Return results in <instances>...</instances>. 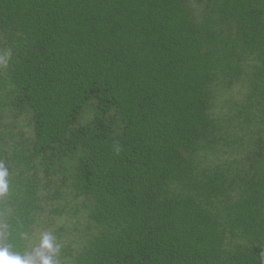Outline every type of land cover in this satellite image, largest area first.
I'll return each instance as SVG.
<instances>
[{
  "label": "trees",
  "instance_id": "obj_1",
  "mask_svg": "<svg viewBox=\"0 0 264 264\" xmlns=\"http://www.w3.org/2000/svg\"><path fill=\"white\" fill-rule=\"evenodd\" d=\"M0 163V249L264 264V0H0Z\"/></svg>",
  "mask_w": 264,
  "mask_h": 264
},
{
  "label": "clouds",
  "instance_id": "obj_2",
  "mask_svg": "<svg viewBox=\"0 0 264 264\" xmlns=\"http://www.w3.org/2000/svg\"><path fill=\"white\" fill-rule=\"evenodd\" d=\"M7 175V168L0 163V195L7 192ZM53 241L52 234L45 233L42 237V248L34 254L23 257L9 252L7 248L0 249V264H56L53 257L59 251V245L54 244Z\"/></svg>",
  "mask_w": 264,
  "mask_h": 264
},
{
  "label": "rangeland",
  "instance_id": "obj_3",
  "mask_svg": "<svg viewBox=\"0 0 264 264\" xmlns=\"http://www.w3.org/2000/svg\"><path fill=\"white\" fill-rule=\"evenodd\" d=\"M66 238V236H64Z\"/></svg>",
  "mask_w": 264,
  "mask_h": 264
}]
</instances>
